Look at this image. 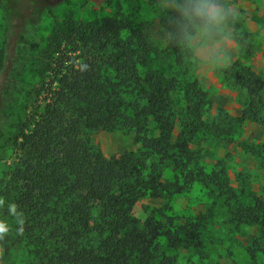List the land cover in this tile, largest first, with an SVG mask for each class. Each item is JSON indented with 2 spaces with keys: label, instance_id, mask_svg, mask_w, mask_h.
<instances>
[{
  "label": "trees",
  "instance_id": "1",
  "mask_svg": "<svg viewBox=\"0 0 264 264\" xmlns=\"http://www.w3.org/2000/svg\"><path fill=\"white\" fill-rule=\"evenodd\" d=\"M25 3L3 1L7 39L23 37L15 23L23 9L29 16L39 11L37 2ZM225 21L251 54L250 34L227 7ZM163 26L180 65L192 55L190 35L207 25L175 8ZM69 28L49 39L29 111L14 126L17 161L0 191L10 221L0 226V250L28 246L31 264H177L176 251H203L213 211L180 215L173 202L202 186L235 221L259 226L249 253L264 254V200L235 189L223 169L208 166L201 147L203 140L233 141L236 125L264 121V76L234 63L246 106L238 117L211 118L199 81L152 67L154 47L120 10L95 22L70 21ZM10 88L0 87V114ZM118 128L134 133L138 152L107 158L84 137ZM148 198L165 204L141 219L135 209Z\"/></svg>",
  "mask_w": 264,
  "mask_h": 264
},
{
  "label": "rangeland",
  "instance_id": "2",
  "mask_svg": "<svg viewBox=\"0 0 264 264\" xmlns=\"http://www.w3.org/2000/svg\"><path fill=\"white\" fill-rule=\"evenodd\" d=\"M3 1L0 0V87L7 83L11 88L5 95L8 101L6 112L0 114V191L17 161L14 126L29 111L32 89L38 88L40 64L46 55L49 39L57 30H70V21L95 22L120 10L134 24L142 26L154 47L152 67L168 73L174 71L181 80L199 81L211 101V118L221 114L238 117L246 106L245 92L234 83V63L250 66L264 76V0H215L224 14L223 19L214 25L197 27L189 37L192 55L180 65L167 49L168 36L163 23L166 13L175 8L189 15L187 5L191 0H18L23 8L25 1L30 2L29 6L37 2L40 7L33 16L25 15L23 9V16L15 19L16 31L22 27L23 32V37L18 40L16 36L7 39V14ZM225 7L235 13L250 34L254 45L251 54H244L234 38L233 28L225 21ZM3 50L5 55H1ZM47 79L52 78L47 76ZM235 130L231 142L203 140L201 147L205 160L208 166L223 169L235 189L249 191L253 198L263 201L264 160L255 157L249 147L264 153V121L245 122L236 125ZM84 137L107 158L129 151L138 152L140 148L134 141V133L125 128L86 131ZM169 172L166 169L165 176ZM216 200L202 186L175 197L173 209L180 215L213 211L203 251L180 249L176 251L177 264H264V254L259 253L253 258L249 253L259 235V226L235 221L226 206ZM164 204L162 199H143L135 214L143 219L150 209L161 208ZM8 217L3 212L0 196V226H9ZM31 262L28 246L16 245L8 254L0 250V264Z\"/></svg>",
  "mask_w": 264,
  "mask_h": 264
},
{
  "label": "clouds",
  "instance_id": "3",
  "mask_svg": "<svg viewBox=\"0 0 264 264\" xmlns=\"http://www.w3.org/2000/svg\"><path fill=\"white\" fill-rule=\"evenodd\" d=\"M187 12L195 20L205 25H214L223 19V12L215 0H191Z\"/></svg>",
  "mask_w": 264,
  "mask_h": 264
}]
</instances>
